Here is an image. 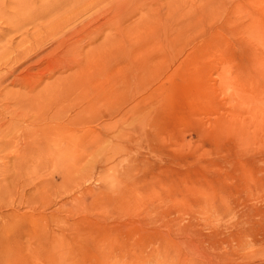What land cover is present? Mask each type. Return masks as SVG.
Masks as SVG:
<instances>
[{"label": "rangeland", "instance_id": "rangeland-1", "mask_svg": "<svg viewBox=\"0 0 264 264\" xmlns=\"http://www.w3.org/2000/svg\"><path fill=\"white\" fill-rule=\"evenodd\" d=\"M100 1L0 0V264H264V0Z\"/></svg>", "mask_w": 264, "mask_h": 264}, {"label": "bare ground", "instance_id": "bare-ground-1", "mask_svg": "<svg viewBox=\"0 0 264 264\" xmlns=\"http://www.w3.org/2000/svg\"><path fill=\"white\" fill-rule=\"evenodd\" d=\"M7 1V0H6ZM35 1V0H34ZM71 1V0H70ZM100 1V0H99ZM102 1V0H101ZM100 1V2H101ZM28 2V1H27ZM37 2V1H36ZM35 2V3H36ZM97 2V1H96ZM21 3V5H22V3L23 2H20ZM89 3H90V1H89ZM19 4V3H18ZM45 4H48V3H45ZM44 4V5H45ZM92 4V3H91ZM96 4H98V2L96 3ZM103 4V3H102ZM17 5V4H16ZM20 5V6H21ZM24 5V4H23ZM101 5V4H100ZM19 6V5H18ZM18 6H16V7H18ZM27 7L29 6V5H26ZM48 6V5H47ZM32 7V6H31ZM89 7V6H88ZM21 8V7H20ZM24 8H26V7H24ZM40 8V7H39ZM42 8H44V7H42ZM90 8V7H89ZM88 8V9H89ZM16 9H18V8H16ZM29 9V8H28ZM85 9V8H84ZM25 9H23V11H24ZM30 11L32 10V8L31 9H29ZM40 10V9H39ZM43 10H45L46 11V8L45 9H43ZM36 11V10H35ZM41 11H42V9H41ZM25 12V11H24ZM23 12V13H24ZM32 12V11H31ZM31 12H29V13H31ZM33 12H34V10H33ZM38 12V11H37ZM36 12V13H37ZM47 12V11H46ZM45 12V13H46ZM28 13V12H27ZM28 13V14H29ZM41 13H43V12H41ZM41 13H40V16H41ZM22 14V13H21ZM25 14V13H24ZM26 15V14H25ZM39 16V17H40ZM38 17V18H39ZM36 18H37V16H36ZM37 18V19H38ZM40 18H42V17H40ZM89 19V18H88ZM91 19V18H90ZM53 25H55V24H53ZM49 27V26H48ZM74 27V26H73ZM63 29V28H62ZM51 30V29H50ZM47 31H48V28H47ZM59 31V30H58ZM64 32V31H63ZM87 32V31H86ZM103 32V31H102ZM70 33V32H69ZM51 34V33H50ZM49 34V35H50ZM54 34V33H53ZM52 34V35H53ZM106 34H108V33H106ZM56 35V34H55ZM109 35H111V34H109ZM48 36V35H47ZM58 36H60V35H58ZM111 37V36H110ZM44 38V37H43ZM48 38V37H47ZM46 38V39H47ZM51 38H53V37H51ZM68 38V37H67ZM66 38V39H67ZM101 38H103V37H101ZM106 38V37H105ZM105 38H104V40H105ZM111 38H113V37H111ZM63 39V38H62ZM108 38H106V40H107ZM56 40H57V37H56ZM59 40V39H58ZM101 41V42H109V40L108 41ZM75 41V40H74ZM100 41V40H99ZM115 41V40H114ZM45 42V41H44ZM100 42V43H101ZM33 43V42H32ZM34 43H36V41H34ZM39 43V46H40V44H41V42H38ZM50 43V42H49ZM52 43V42H51ZM69 43H70V41H69ZM99 43V44H100ZM110 43V42H109ZM112 43V42H111ZM115 43V42H114ZM113 43V44H114ZM60 44L61 45H63V43H61V41H60ZM59 44V45H60ZM112 44V45H113ZM27 45H30L31 46V43L30 44H27ZM52 45V44H51ZM102 45V44H101ZM100 45V46H101ZM106 45V44H105ZM104 45V46H105ZM32 46H34V45H32ZM55 46V45H54ZM64 47H66L65 45H63ZM62 46V47H63ZM68 46H70V44L68 45ZM75 46V45H74ZM103 46V47H104ZM109 46V45H108ZM113 46H115V45H113ZM35 47V46H34ZM59 47V46H58ZM61 47V48H62ZM63 47V48H64ZM102 47V48H103ZM106 47H107V45H106ZM111 47V46H110ZM37 49H38V47H36ZM40 48V47H39ZM55 49L57 48V47H54ZM62 48V49H63ZM113 48V47H112ZM111 48V49H112ZM28 49H30L29 48V46L26 48V50L25 51H27L28 52ZM32 49V48H31ZM101 49V48H100ZM104 50H105V48H103ZM102 49V50H103ZM108 49V48H107ZM34 50V49H33ZM67 50H68V48H67ZM70 50H71V47H70ZM99 50V49H98ZM57 51V50H56ZM66 51V50H65ZM64 51V52H65ZM96 51V50H95ZM105 51H107V50H105ZM109 51V50H108ZM23 52V51H22ZM30 52V51H29ZM36 52V51H35ZM104 52V51H103ZM24 53V52H23ZM67 53V51L65 52V54ZM17 54V53H16ZM50 54V53H49ZM48 54V55H49ZM71 54V53H70ZM87 54H89V52L87 53ZM18 55V54H17ZM56 55V54H55ZM25 56V55H24ZM29 56V55H28ZM19 57V56H18ZM21 58V57H20ZM70 58H71V56H70ZM91 58V57H90ZM67 60V59H66ZM73 60V59H72ZM20 61V60H19ZM40 61V60H39ZM90 61V60H89ZM87 62V61H86ZM79 63V62H78ZM80 64V63H79ZM86 65V64H85ZM73 66V65H72ZM82 66V65H81ZM78 67V66H77ZM80 67V66H79ZM87 67V66H86ZM81 68V67H80ZM82 69V68H81ZM72 72V71H71ZM78 72H79V70H78ZM83 72V71H82ZM78 75V74H77ZM80 76V75H79ZM71 77V76H70ZM78 77V76H77ZM61 78V77H60ZM72 78V77H71ZM76 78V77H75ZM57 79V78H56ZM80 79V78H79ZM66 80V79H65ZM60 81V80H59ZM69 81V80H68ZM41 83V82H40ZM35 84V83H34ZM33 84V85H34ZM77 84V83H76ZM76 84H74V82H73V84H72V86L73 85H75L74 87H76ZM54 85H56V87H58L57 86V84H54ZM54 85H52V83L51 84H44L42 87H40V88H37L38 86L37 85H34V86H30V84H29V86H28V84H27V86L28 87H26L27 89H25L23 92H21L18 96L16 95V93H15V95H16V97L14 98V103H15V106H14V108L17 106V107H19V109H21V112H22V110L24 111V112H22V114H24L23 116L24 117H26L27 116V120L29 119V118H32L31 120H28L27 122L28 123H33V121L35 120L36 122L37 121H39V123L41 122V123H43V122H48L49 124L53 121V120H55V119H57V115H58V113H60L61 111L59 110V109H55L54 108V110H46L47 109V107L46 106H44L45 104H47V103H49V101L51 100V99H54V100H56L55 98H51V96H53V95H55V94H57V89L55 88V86ZM26 85H24V87H25ZM60 86V85H59ZM64 86V85H63ZM66 86H68V85H66ZM77 87H78V85H77ZM73 88V87H72ZM63 89V88H62ZM76 89V88H75ZM78 89V88H77ZM67 90H68V88H67ZM70 90H72V89H70ZM22 91V90H21ZM76 91V90H75ZM61 92H62V90H61ZM66 92V91H65ZM68 92H69V90H68ZM73 92V91H72ZM76 94V93H75ZM6 95V94H5ZM49 95H51V96H49ZM58 95V94H57ZM61 95V94H60ZM66 95H67V93H66ZM65 95V96H66ZM59 96V95H58ZM61 96H63V95H61ZM65 96H63V97H65ZM76 96V95H75ZM74 96V97H75ZM9 97V96H8ZM10 97H11V95H10ZM48 97H50L51 99L48 101ZM54 97V96H53ZM60 97V96H59ZM67 98V97H66ZM9 99V98H8ZM57 99H58V97H57ZM67 99H69V98H67ZM72 99V98H71ZM59 100V99H58ZM52 101V100H51ZM12 102V101H11ZM53 102V101H52ZM58 102V101H57ZM13 103V102H12ZM61 104H62V102H61ZM51 105V104H50ZM58 105V104H57ZM56 105V106H57ZM45 107L44 109H42V107ZM53 106V105H52ZM55 106V105H54ZM75 106V105H74ZM50 107V109L52 108L51 106H49ZM59 108H61V107H59ZM71 108V107H70ZM41 110H46V111H48V112H46V113H43ZM59 110V112L57 113V111ZM74 109H72V111H73ZM8 112V111H7ZM27 113H34V115H32L31 114V116H28L27 115ZM13 114V113H12ZM60 114H62V113H60ZM18 116H21V115H18ZM14 117V115H12V119H14L13 118ZM29 117V118H28ZM59 118V117H58ZM17 119V118H16ZM15 119V120H16ZM18 120H20V119H17V121ZM23 120H24V118H23ZM50 120V121H49ZM20 121H22V120H20ZM43 121V122H42ZM56 121V120H55ZM26 122V121H25ZM26 122V123H27ZM21 123V122H20ZM19 123V124H20ZM52 123H57V122H52ZM61 123V122H60ZM13 124H15V123H13ZM35 124V123H34ZM37 124V123H36ZM45 124V123H44ZM10 125V124H9ZM18 125V124H17ZM40 125L41 124H38L37 126H39L40 127ZM56 125V124H55ZM10 126H12V125H10ZM19 126V125H18ZM36 126V125H35ZM42 126V125H41ZM52 126H54V125H52L51 124V130H52V128H55V127H52ZM57 128V133L55 132V131H53V132H55V133H48L47 134V132H49V131H47V130H41V129H38V127L36 128V130L33 128V131H32V129H31V127H30V129L28 128V131H27V133H28V135H27V133H26V135H27V137H26V139H24V141L26 142V145H25V147H28V146H31L34 150H35V152H37V154H35V159H36V161H39V160H42L43 158H44V155H45V152H46V150H47V147H48V144L50 143V142H53V144H49V146L50 145H52L50 148H52V149H50V150H53L52 152L54 153V150H57V142H60V141H58V139H56V137L55 136H57V134L59 133L60 135H61V131H58V128L60 129V126L59 127H56ZM19 129V128H18ZM24 129V128H23ZM38 129V130H37ZM43 129V128H42ZM50 130V129H49ZM23 131H25V130H23ZM45 131H47V132H45ZM24 133V132H23ZM54 134H56V135H54ZM59 134H58V136H59ZM52 135H53V137H52ZM59 137H61V136H59ZM19 138V137H18ZM22 138H23V135H22ZM59 140H62V139H59ZM24 143V142H23ZM20 144V143H19ZM18 149V148H17ZM49 149V148H48ZM17 151V150H16ZM21 152V151H20ZM48 152V151H47ZM51 152V151H50ZM60 153V152H59ZM17 154V153H16ZM58 154V152L57 153H55V154H53V157L51 156V158H53V159H57V155ZM17 155H19V154H17ZM25 155V154H24ZM49 156V155H48ZM24 157V156H23ZM18 158H20V157H18ZM21 159V158H20ZM19 159V160H20ZM23 159H25V158H22V160ZM50 159V158H49ZM31 161V160H30ZM16 162H19V161H16ZM22 163H24V162H22ZM27 163H29V162H27ZM38 163V162H37ZM20 164L21 163H18V165L20 166ZM31 164V163H30ZM35 164V163H34ZM34 164H32V165H34ZM17 165V166H18ZM23 165H26V164H23ZM36 165V164H35ZM16 166V167H17ZM37 166V165H36ZM27 167V166H26ZM25 167H23L22 166V169H24ZM15 169V168H14ZM16 169H19V168H16ZM26 169V168H25ZM8 171V170H7ZM24 171V170H23ZM15 172V171H14ZM33 172V171H32ZM39 173V172H38ZM17 174H19L18 173V171H17ZM26 174V173H25ZM31 174V173H30ZM29 174V175H30ZM36 174V173H35ZM22 175V174H21ZM18 176V175H17ZM37 176V178L36 179H38L39 180V178H41L40 176H38V175H36ZM36 176H31V177H36ZM23 177L25 178V176L23 175ZM29 177V176H28ZM39 177V178H38ZM30 178V177H29ZM28 178V179H29ZM57 178V177H56ZM3 179V178H2ZM14 179H17V178H14ZM21 180H24V179H21ZM37 180V181H38ZM51 180V179H50ZM56 180V179H55ZM5 181V180H4ZM4 181H2V182H4ZM25 181H27V179L25 180ZM31 181V180H30ZM29 181V182H30ZM36 181V182H37ZM51 181H53V180H51ZM39 182V181H38ZM42 182V181H41ZM56 182V181H55ZM26 183V182H25ZM31 183V182H30ZM35 184V183H34ZM34 184H32V185H34ZM51 184H53V183H51ZM24 185V184H23ZM29 185V184H28ZM39 186H41V185H39ZM56 185H54V187H55ZM36 188V187H35ZM41 188V187H40ZM49 188H50V185H49ZM35 190V189H34ZM38 190H39V188H38ZM43 190H44V187H43ZM42 191V190H41ZM45 191V190H44ZM21 192V191H20ZM32 192H34V191H32ZM24 193H26V192H24ZM20 195V194H19ZM26 196H28V195H26ZM25 196V197H26ZM42 196V195H41ZM20 197V196H19ZM23 198H24V196H22ZM43 197V196H42ZM46 197V196H45ZM47 198V197H46ZM32 199V198H31ZM31 199H29V200H31ZM20 200V199H19ZM34 201H36V200H34ZM17 202H18V200H17ZM24 202V201H23ZM26 202V201H25ZM31 202V201H30ZM18 204V203H17ZM22 204V203H21ZM32 204V203H31ZM22 205H24V204H22ZM28 205V204H27ZM34 205V204H33ZM18 206V205H17ZM26 206V205H25ZM21 207V206H20ZM24 207V206H23ZM37 207V206H36ZM58 208V207H57ZM21 209H22V207H21ZM25 210V209H24ZM55 210H56V208H55ZM26 211V210H25ZM15 212H16V210H15ZM25 213V212H24ZM45 213V212H44ZM51 213H53V212H51ZM12 214V213H11ZM15 215V214H14ZM28 217V216H27ZM39 217V216H38ZM44 217H45V215H44ZM28 219V218H27ZM23 222H25V221H23ZM0 223H2V220H1V222ZM39 223V222H38ZM21 224V223H20ZM1 225V224H0ZM2 225H4V224H2ZM29 226V225H28ZM30 227V226H29ZM36 227V226H35ZM23 228V227H22ZM7 229V228H6ZM51 229V228H50ZM9 230V229H8ZM8 230H6V231H8ZM27 230V229H26ZM54 230V229H53ZM5 231V230H4ZM18 232V231H17ZM32 232V231H31ZM3 233H5V232H3ZM20 233V232H19ZM24 233H26V232H24ZM20 234H22V233H20ZM27 234V233H26ZM46 234V233H45ZM24 235V234H23ZM47 236V235H46ZM14 237H16V235L14 236ZM25 238V237H24ZM23 238V239H24ZM26 239V238H25ZM58 239V238H57ZM12 239H10V241H11ZM44 240V239H43ZM43 240L41 241V242H43ZM50 240V239H49ZM0 241H2V240H0ZM51 241V240H50ZM3 242V241H2ZM27 242V241H26ZM58 242V241H57ZM1 243V242H0ZM33 244H35V242L33 243ZM32 244V245H33ZM43 244V243H42ZM51 244V243H50ZM27 246V245H26ZM30 246V245H29ZM28 246V247H29ZM26 248V247H25ZM32 248V247H31ZM32 250H34L33 248H32ZM36 250V249H35ZM28 251V250H27ZM37 251V250H36ZM35 251V252H36ZM49 251V250H48ZM52 251L54 252V251H57V250H54V249H52ZM28 252H30V249H29V251ZM49 253V252H48ZM28 254V253H27ZM50 254V253H49ZM61 255H62V253H61ZM56 256H59V255H57L56 254ZM28 257V256H27ZM40 257H41V255H40ZM48 257H50V256H48ZM63 258H64V256H62ZM57 260H58V258H57ZM52 261V260H51ZM29 262V261H28ZM27 262V263H28ZM54 262V261H53ZM58 264V263H57Z\"/></svg>", "mask_w": 264, "mask_h": 264}]
</instances>
